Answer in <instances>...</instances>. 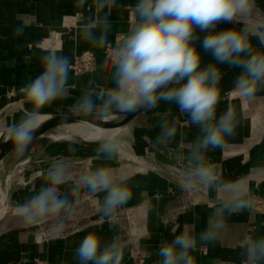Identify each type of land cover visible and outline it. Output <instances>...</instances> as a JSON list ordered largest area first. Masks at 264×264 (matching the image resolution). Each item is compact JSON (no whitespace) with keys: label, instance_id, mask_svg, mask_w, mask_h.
Wrapping results in <instances>:
<instances>
[{"label":"clouds","instance_id":"obj_1","mask_svg":"<svg viewBox=\"0 0 264 264\" xmlns=\"http://www.w3.org/2000/svg\"><path fill=\"white\" fill-rule=\"evenodd\" d=\"M81 15L78 34L94 47L105 49L109 70L99 89L84 87L64 108L62 126L75 121L86 125L84 134L94 137L95 155L112 162L118 158L123 131L105 125L131 114L156 112L160 104L170 106L156 122L154 144L167 148L177 137L176 116L186 117L197 129L184 157L183 175L174 182L183 193L199 188L215 192L219 206L205 225L184 227L171 240L160 243L156 264H198L199 249L239 243L240 264H264V234L247 233L239 237L232 224L234 216L253 205L250 181L222 175L210 153L223 150L234 139L237 128L255 113L259 94L264 93V3L259 0H136L131 9L129 27L115 43L109 38L112 10L119 0H76ZM92 9H95L92 12ZM221 24L232 27L219 28ZM22 28L15 30L20 36ZM210 56L205 62V56ZM41 72L29 80L20 92L30 107L23 109L16 122L0 127V143L11 142L16 156H23L37 139V132L49 114L42 109L72 96L69 76L71 57L58 49L39 57ZM224 67L237 69L227 94H235L239 106L219 111L225 90ZM247 105V111L243 110ZM173 108L175 111H173ZM171 117V118H170ZM110 133L105 135L104 133ZM70 153H76L78 138H69ZM255 146V145H253ZM249 175L264 177V164ZM67 156L53 158L43 172L44 182L23 201L11 203L10 216L21 227L48 226L52 234L65 230L80 216V203L87 192L96 197L97 210L109 223L132 199L131 177L117 173L111 166H95L70 184ZM172 179V177H169ZM102 194V195H101ZM127 242L120 234L105 240L88 231L74 248L78 264H122Z\"/></svg>","mask_w":264,"mask_h":264},{"label":"crops","instance_id":"obj_2","mask_svg":"<svg viewBox=\"0 0 264 264\" xmlns=\"http://www.w3.org/2000/svg\"><path fill=\"white\" fill-rule=\"evenodd\" d=\"M135 2L136 0H119V4L124 6L112 10L110 19L113 27L109 33L112 43H115L119 35L129 27L131 9L128 5H134ZM259 2L264 3V0ZM94 11L95 9H92V12ZM78 13L89 14L87 9L81 10L77 7L76 0H0V115L8 103L19 102L25 108L30 107L20 89L41 72L39 57L50 49L62 50L71 57L72 62L83 51L89 50L95 56V67L91 72L83 74H75L71 69L69 83L72 96L42 109L44 113H60L72 104L73 99L89 85V82L97 89L104 85L109 71L104 65L105 49L94 47L80 38L78 28L81 15ZM232 26L221 24L218 29ZM17 28L23 29L22 35H15ZM210 59V56H205V62H209ZM223 71L225 76L222 86L225 94L219 111H223L226 106L240 105L235 94H227L238 70L224 67ZM169 107L161 103L156 112H142L124 129L130 134L131 140L136 138L142 143L145 151H148L150 146L160 150V155L170 151L173 157L181 159L185 157L192 138L197 134V129L187 122L186 117L173 112L179 131L167 148L160 149L153 142L158 132L156 122ZM242 107L247 111V105ZM255 111L259 118H264V93L259 94ZM253 136L250 115L237 128L235 138L229 140L223 150L210 153V157L220 164L219 168L224 177L231 179L247 177L250 181L252 199L257 197L264 200V177L249 175L256 165L264 164V129L259 138L250 144ZM75 147L77 152L74 154L68 151L69 145L56 150V154L67 156L70 161V184L65 186V191H68L72 184L79 185L80 176L95 166L108 165L119 173L120 166H113L103 158L96 157L95 147L88 144H78ZM229 153L238 155L228 157ZM75 156L80 160H71ZM53 158L55 157H46L43 163L47 166ZM129 177H131L129 183L133 186V196L120 211V213L125 211L128 228L120 224H113L111 227L109 224L101 225L94 220L93 223L84 224L65 235L42 237L34 231L4 229L3 225H0V264H78L74 257V248L88 231L99 233L105 240L111 239L115 234L123 236L127 247L122 264H156V251L161 242L171 240L184 227L195 226L199 231L210 213L219 206L217 194L203 188L202 191H195L201 194L200 202L196 206L172 218L169 217L170 208L182 192L178 184L156 172L135 173ZM84 193L86 195L83 197L96 202L94 194L88 193L87 189H84ZM16 201L10 200L11 203ZM138 208L142 214L133 224L130 216L133 217ZM231 224L239 237L245 235L244 225L247 226V233L264 234V207L261 209L251 207L243 214L234 216ZM241 242L230 243L227 248L219 245L201 248L194 255L198 264H240Z\"/></svg>","mask_w":264,"mask_h":264},{"label":"rangeland","instance_id":"obj_3","mask_svg":"<svg viewBox=\"0 0 264 264\" xmlns=\"http://www.w3.org/2000/svg\"><path fill=\"white\" fill-rule=\"evenodd\" d=\"M25 107L19 102H13L6 104L0 115V127L16 122L19 120L20 115ZM256 114L251 115L252 126L254 129V136L250 139L252 144L257 140L264 129V118H259ZM123 139L122 146L118 158L115 161L109 162L113 166H120L119 173L126 174L127 176L134 175L135 173L141 172H154L147 165L146 162H154L156 164H163L169 167L174 174L181 177L185 170V160L184 158L176 159L171 155L170 151H166L160 155L157 148L150 147L148 151H145L142 147V143L138 142L136 138L133 140L130 139V134L122 129ZM76 145L78 144H88L89 146L95 147V143L91 141H85L79 137ZM69 138H67L64 130L61 127L54 128L50 130L44 137L37 138L30 146L27 152L23 156H16L14 150L9 153L7 157L0 164V187L3 191L6 192L8 200H17L16 202L23 201L28 195L38 190L41 184L44 182L43 172L48 167L43 163L44 158L46 157H57L61 154H56V150L62 147L69 145ZM139 140V139H138ZM236 153H229L227 156H236ZM134 157H137L139 162L146 167V169L141 168V166L134 160ZM132 158V159H131ZM83 159V158H82ZM87 160V158H84ZM71 160H80L76 156ZM218 167L220 164H218ZM77 163L74 164V172ZM174 167V168H173ZM155 173V172H154ZM203 188H199L196 191H202ZM194 194L201 197L200 192H195ZM86 195V193H85ZM82 202L80 203V216L75 221H70L65 230L59 234H52L48 230V226H31V227H21L16 224L11 216V202L7 205L4 212L0 214V225H3L4 229L8 228H18L28 231H34L39 233L42 237L45 236H57L65 235L69 232L75 231L78 228L82 227L84 224L92 222L95 220L98 224H109L107 223L102 216H100L96 202H93L91 198L83 197ZM95 212V213H94ZM1 213V211H0ZM122 214V215H121ZM141 209H136L135 215L131 217L133 224L141 217ZM120 224L121 226L127 227V218L125 211L114 217L111 221V225ZM128 228V227H127Z\"/></svg>","mask_w":264,"mask_h":264},{"label":"water","instance_id":"obj_4","mask_svg":"<svg viewBox=\"0 0 264 264\" xmlns=\"http://www.w3.org/2000/svg\"><path fill=\"white\" fill-rule=\"evenodd\" d=\"M144 111H141L139 113L131 114L127 118L116 121L112 124L105 125L106 128H119V129H124L127 127V125L140 113ZM49 114L48 116L45 117L44 122L42 126L40 127L39 131L37 132V138L44 137L50 130L57 128V127H62V123L59 119V114L60 113H47ZM68 126H85L82 124H77L75 121L71 122ZM14 149V146L12 143L9 141L7 143H0V162ZM146 165L156 172L157 174L167 178L169 181L175 183L174 181L179 178L178 175L174 174L172 170L163 165V164H156L154 162H146ZM169 177H172L170 179ZM177 184V183H176ZM179 185V184H178Z\"/></svg>","mask_w":264,"mask_h":264},{"label":"built area","instance_id":"obj_5","mask_svg":"<svg viewBox=\"0 0 264 264\" xmlns=\"http://www.w3.org/2000/svg\"><path fill=\"white\" fill-rule=\"evenodd\" d=\"M107 56V51L105 50ZM95 67V56L93 52L86 50L75 57L72 62V70L75 74H83L91 72ZM252 207L254 209H261L264 207V200L254 197ZM200 202V197L195 195L194 192L183 193L181 192L175 199V203L170 208V216L175 217L179 214H183L191 210Z\"/></svg>","mask_w":264,"mask_h":264},{"label":"bare ground","instance_id":"obj_6","mask_svg":"<svg viewBox=\"0 0 264 264\" xmlns=\"http://www.w3.org/2000/svg\"><path fill=\"white\" fill-rule=\"evenodd\" d=\"M67 138H71V137H79L85 141H91V140H94V137L92 136H88V135H85L84 134V129H85V126H62L61 127ZM105 135H110V133H104ZM132 159V158H131ZM132 160L136 161L140 166L141 168H144L146 169V167H144L140 162L139 160L137 159V157H134ZM9 200L6 196V192L2 190V188L0 187V211L2 214L5 210V208L7 207V205L9 204Z\"/></svg>","mask_w":264,"mask_h":264}]
</instances>
